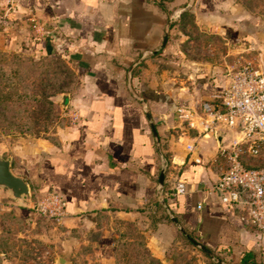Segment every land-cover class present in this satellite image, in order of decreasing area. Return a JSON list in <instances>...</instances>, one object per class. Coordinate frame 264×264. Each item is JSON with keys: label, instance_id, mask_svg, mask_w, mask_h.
<instances>
[{"label": "crops", "instance_id": "0c3cea01", "mask_svg": "<svg viewBox=\"0 0 264 264\" xmlns=\"http://www.w3.org/2000/svg\"><path fill=\"white\" fill-rule=\"evenodd\" d=\"M179 1L0 0L3 50L32 56L48 51L64 58L77 79L66 92L69 125L56 141L39 140L17 169L7 157L16 174L28 184L34 181L35 191L63 195L67 216L60 223L71 228L93 225L99 212L114 213L141 221L146 248L156 258L164 257L176 233H184L223 261L239 264L243 253L252 251L256 263L264 264V233L244 226L239 209L221 203L212 189L219 174L218 141L177 117L178 106L218 92L227 67L221 73L186 58L170 28ZM247 22L250 31L242 38L252 50L259 44L253 20ZM231 36L232 43L240 42L236 32ZM177 180L185 182L186 191L173 195ZM113 245V238L102 234L93 245L96 252L76 251L64 261L115 264Z\"/></svg>", "mask_w": 264, "mask_h": 264}, {"label": "rangeland", "instance_id": "374dc122", "mask_svg": "<svg viewBox=\"0 0 264 264\" xmlns=\"http://www.w3.org/2000/svg\"><path fill=\"white\" fill-rule=\"evenodd\" d=\"M208 1L181 0L175 8V39L186 58L221 73L238 56L264 63V0H225L219 8H212ZM196 2L201 6H196ZM249 19L253 20L251 29L259 44L253 45L252 50H246L242 38L250 31ZM235 32L241 38L236 44L230 41ZM76 81L64 58L47 55L34 62L32 55L4 51L0 46V154L12 156L14 167L37 148L39 140L54 143L57 133L69 125L70 116L60 106V95L70 91ZM29 186L28 200L23 204L1 191L0 264H58L59 257H70L76 251L96 252L98 248L93 245H97L102 234L114 240L115 264L223 261L214 253L215 258L211 259L181 233H176L164 257L156 258L145 247L141 221L121 219L114 213L99 212L93 225L73 228L39 216L31 208L39 192L35 191L34 181Z\"/></svg>", "mask_w": 264, "mask_h": 264}, {"label": "built area", "instance_id": "2783aa9c", "mask_svg": "<svg viewBox=\"0 0 264 264\" xmlns=\"http://www.w3.org/2000/svg\"><path fill=\"white\" fill-rule=\"evenodd\" d=\"M33 27L42 30V26ZM224 85L211 98L178 106V119L202 137L226 136L218 143L219 174L212 189L225 205L239 209V221L264 233V63L238 56L227 65ZM189 151L193 150L190 144ZM199 162V160H196ZM186 191L183 180L173 195ZM32 210L39 216L61 221L67 202L54 191L37 193ZM201 208V203H197Z\"/></svg>", "mask_w": 264, "mask_h": 264}, {"label": "water", "instance_id": "95a60500", "mask_svg": "<svg viewBox=\"0 0 264 264\" xmlns=\"http://www.w3.org/2000/svg\"><path fill=\"white\" fill-rule=\"evenodd\" d=\"M192 1H190V4ZM170 25V21L167 23V27L164 33L163 37V42L162 46L165 45L166 39L168 38V28ZM135 96V95H134ZM136 97V96H135ZM139 98V97H137ZM66 100H67V94L63 93L60 95V106L65 107L66 105ZM143 102L144 99H142ZM146 117L149 121H151V117L149 113L146 112ZM152 131L156 139V144H157V149H159V142H158V137L156 135V131L154 126L152 125ZM217 141L219 144L223 143L226 139V136L223 135L222 133H219L217 136ZM163 180V173L160 174L159 181L162 183ZM0 191H5V196L11 198L18 204H23L25 200L28 198L29 193H30V187L28 182L20 175L16 174L12 167H11V161L9 157L3 156V154H0ZM171 220L179 227L177 221L172 217V215H169ZM180 228V227H179ZM180 230L183 232V230L180 228ZM192 243L200 248L208 257L210 256L211 259H214V255L210 250H208L204 245L196 242L195 240H191ZM219 264H225L222 260L217 259L216 260ZM58 264H66L64 259L61 257L58 258Z\"/></svg>", "mask_w": 264, "mask_h": 264}, {"label": "trees", "instance_id": "16d2710c", "mask_svg": "<svg viewBox=\"0 0 264 264\" xmlns=\"http://www.w3.org/2000/svg\"><path fill=\"white\" fill-rule=\"evenodd\" d=\"M218 1H221V0H209L208 2H210V4H214V3H216V2H218ZM174 24H175V22H174V20H173V22H172V24H171V26H170V28L173 26L174 27ZM47 52L48 51H46V54L44 53V54H35L34 56H33V61L35 62V61H37L39 58H40V56L42 57H44V56H47ZM70 71L74 74V72L70 69ZM75 75V74H74ZM164 217L165 218H168V215H164ZM181 235L186 239V241H188V242H191L192 243V239L190 238V237H188L187 235H185L184 233H181ZM145 247H146V245H145ZM239 264H258V263H256V258H255V255L252 253V251H246V252H244L243 253V255H242V257H241V260H240V263Z\"/></svg>", "mask_w": 264, "mask_h": 264}]
</instances>
